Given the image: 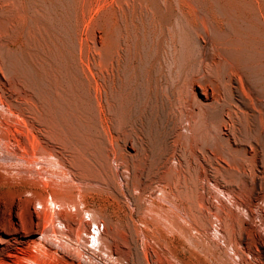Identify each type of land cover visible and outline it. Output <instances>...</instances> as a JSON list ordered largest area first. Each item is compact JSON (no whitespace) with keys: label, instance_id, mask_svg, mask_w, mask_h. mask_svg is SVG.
<instances>
[{"label":"rangeland","instance_id":"obj_1","mask_svg":"<svg viewBox=\"0 0 264 264\" xmlns=\"http://www.w3.org/2000/svg\"><path fill=\"white\" fill-rule=\"evenodd\" d=\"M136 1L0 0V190L56 234L26 261L264 264V0ZM48 104L79 139L42 123Z\"/></svg>","mask_w":264,"mask_h":264},{"label":"bare ground","instance_id":"obj_2","mask_svg":"<svg viewBox=\"0 0 264 264\" xmlns=\"http://www.w3.org/2000/svg\"><path fill=\"white\" fill-rule=\"evenodd\" d=\"M2 1V0H1ZM7 1V0H6ZM127 1V0H126ZM133 1V0H132ZM138 1V0H137ZM136 1V2H137ZM153 2V1H152ZM146 3V2H145ZM128 4V3H127ZM135 4V3H134ZM228 4V3H227ZM243 4V3H242ZM133 5V4H132ZM148 5V4H147ZM158 5V4H157ZM171 5V4H170ZM129 6V5H128ZM136 6V5H135ZM138 6V5H137ZM149 7V6H148ZM152 7V6H151ZM47 8H49V7H47ZM69 9V8H68ZM82 9V8H81ZM152 9V8H151ZM157 9V8H156ZM18 10V9H17ZM158 10H160V9H158ZM162 10V9H161ZM5 11V10H4ZM52 11V10H51ZM148 11V10H147ZM146 11V12H147ZM154 11V10H153ZM18 12V11H17ZM33 12V11H32ZM142 12H143V10H142ZM27 14V13H26ZM159 15V14H158ZM22 16V15H21ZM0 17H1V15H0ZM32 17V16H31ZM46 17V16H45ZM4 18V17H3ZM7 18V17H6ZM12 18V17H11ZM27 18V17H26ZM23 20V19H22ZM25 20V19H24ZM49 20V19H48ZM13 21V20H12ZM33 22V21H32ZM1 24V23H0ZM253 24V23H252ZM4 25V24H3ZM6 25V24H5ZM24 27V26H23ZM14 28V27H13ZM12 28V29H13ZM30 28V27H29ZM208 29V28H207ZM4 30V29H3ZM28 30V29H27ZM39 30V29H38ZM50 31V30H49ZM40 32V31H39ZM52 32V31H51ZM6 33V32H5ZM26 33H27V31H26ZM48 33V32H47ZM205 34V33H204ZM7 35V34H6ZM35 35V34H34ZM201 35V34H200ZM5 37V36H4ZM25 37V36H24ZM199 37V36H198ZM11 38V37H10ZM17 38V37H16ZM49 38V37H48ZM6 39V38H5ZM198 39V38H197ZM215 39V38H214ZM60 40V39H59ZM72 42V41H71ZM205 42H206V40H205ZM233 43V42H232ZM2 45V44H1ZM0 45V46H1ZM125 46V45H124ZM222 46V45H221ZM75 47V46H74ZM5 48V47H4ZM60 48V47H59ZM65 48V47H64ZM220 48V47H219ZM256 48V47H255ZM1 49H3V47L1 48ZM9 50V49H8ZM58 50V49H57ZM77 50V49H76ZM51 51V50H50ZM236 51V50H235ZM53 52V51H52ZM75 52V51H74ZM246 52V51H245ZM1 53V52H0ZM109 53V52H108ZM61 54V53H60ZM241 54V53H240ZM251 54V53H250ZM3 57V64H4V70L7 72V74L8 73H10V74H14L15 76H19V77H22L23 78V80H25L27 83H28V85L30 86V88L29 89H31L33 92L32 93H34V92H36V94L34 95L35 96V98H36V100H37V96H38V99H39V97H40V94L42 95L43 93L41 92L40 94L38 93V95H37V92H39V90H38V88H37V86H36V80L33 78V76H32V74L30 73V71L28 70V69H26L25 67H24V65H22L20 62H18V60H13L12 59V56L10 55V53L9 52H6L5 51V49L4 50H2V54H1ZM13 55V54H12ZM15 55H16V53H15ZM218 55V54H217ZM246 55V54H245ZM82 56V55H81ZM234 56V55H233ZM243 56V55H242ZM1 57V56H0ZM15 57V56H14ZM210 57V56H209ZM219 57V56H218ZM1 58V59H2ZM237 59V58H236ZM72 60V59H71ZM21 61V60H20ZM106 61V60H105ZM204 61V60H203ZM1 62V61H0ZM224 62V61H223ZM26 63V62H25ZM228 63V62H227ZM50 64V63H49ZM69 64V63H68ZM67 64V65H68ZM76 64V63H75ZM221 64V63H220ZM248 64V63H247ZM1 65V64H0ZM27 65V64H26ZM52 65V64H51ZM95 65H97V64H95ZM60 66V65H59ZM69 66H71V65H69ZM89 66V65H88ZM248 66V65H247ZM1 67V66H0ZM55 67V66H54ZM53 67V68H54ZM211 67V66H210ZM231 67H233V66H231ZM230 67V68H231ZM52 68V67H51ZM82 68H83V66H82ZM107 68V67H106ZM232 69V68H231ZM57 70V69H56ZM79 70V69H78ZM81 70V69H80ZM84 70V69H83ZM217 70V69H216ZM239 70V69H238ZM4 71V72H5ZM52 71V70H51ZM64 71V70H63ZM70 71V70H69ZM44 72H46V71H44ZM49 72V71H48ZM83 72V71H82ZM116 72V71H115ZM59 73H57V75H58ZM71 74V73H70ZM80 74V73H79ZM78 74V75H79ZM237 74V73H236ZM235 74V75H236ZM249 74V73H248ZM113 75V74H112ZM233 75V74H232ZM7 76V75H6ZM44 76V75H43ZM64 76V75H63ZM62 76V77H63ZM11 77V76H10ZM51 77V76H50ZM53 77V76H52ZM83 77V76H82ZM99 77V76H98ZM133 77V76H132ZM14 78V77H13ZM46 78V77H45ZM45 78H44V80H45ZM58 78V77H57ZM225 78V77H224ZM81 79V78H80ZM232 79V78H231ZM248 79V78H247ZM22 80V79H21ZM49 80V79H48ZM51 80V79H50ZM41 81H42V79H41ZM58 81V80H57ZM64 81V80H63ZM68 81H70V80H68ZM253 81V80H252ZM251 81V82H252ZM40 82V81H39ZM42 82H44V81H42ZM108 82V81H107ZM217 82V81H216ZM237 82H239V80L237 81ZM19 83V82H18ZM38 83V82H37ZM46 83V82H45ZM50 83V82H49ZM70 83V82H69ZM224 83V82H223ZM47 84V83H46ZM51 84H53V82L51 83ZM89 84V83H88ZM92 84V83H91ZM238 84V83H237ZM260 84V83H259ZM41 86V84H39L38 83V86ZM50 85V84H49ZM94 85V84H93ZM207 85V84H206ZM40 86H39V88H40ZM44 86V85H43ZM42 86V87H43ZM53 86V85H52ZM83 86V85H82ZM86 86V85H85ZM84 86V87H85ZM41 87V88H42ZM49 87V90H50V87L51 86H48ZM48 87H46V88H48ZM89 87V86H88ZM240 87V86H239ZM52 88V87H51ZM74 88V87H73ZM72 88V89H73ZM78 88V87H77ZM212 88H213V86H212ZM215 88V87H214ZM94 89V88H93ZM237 89V88H236ZM240 89V88H239ZM242 89H243V87H242ZM44 90V88L42 89V91ZM48 90V89H47ZM113 90V89H112ZM245 90V89H244ZM52 91H53V89H52ZM65 91V90H64ZM89 91V90H88ZM221 91V90H220ZM31 92V91H30ZM55 92H56V90H55ZM54 92V93H55ZM59 92H61V89H60V91ZM105 92V91H104ZM241 92V91H240ZM31 93V94H32ZM45 93V92H44ZM47 93V92H46ZM46 93L45 94H43V96L44 95H46ZM49 94L51 93L52 94V92L50 91V92H48ZM47 93V94H48ZM62 93V92H61ZM61 93H59V94H61ZM64 93V92H63ZM111 93V92H110ZM230 93V92H229ZM247 93V92H246ZM48 94V96H50ZM90 94V93H89ZM128 94V93H127ZM55 95V94H54ZM62 95H65V93L64 94H62ZM72 95V94H71ZM78 95V94H77ZM207 94H202V96H203V98H204V100H207ZM47 96V97H48ZM195 96V95H194ZM209 96V95H208ZM218 96V95H217ZM224 96V95H223ZM46 97V96H45ZM52 97V96H51ZM50 97V98H51ZM69 97V96H68ZM246 97V96H245ZM251 97V96H250ZM5 98V97H4ZM42 98V97H41ZM55 98V97H54ZM210 98V97H209ZM240 98V97H239ZM242 98H244V97H242ZM247 98V97H246ZM43 99V98H42ZM46 99V98H45ZM44 99V100H45ZM53 99V98H52ZM52 99H49L48 98V100H52ZM58 99H59V97H58ZM67 99V98H66ZM79 99V98H78ZM84 99V98H83ZM196 99V98H195ZM231 99V98H230ZM259 99V98H258ZM35 100V101H36ZM39 100H41V99H39ZM47 100V99H46ZM46 100H45V102H46ZM56 100V99H55ZM75 100V99H74ZM80 100H81V98H80ZM203 100V99H202ZM211 100V99H210ZM216 100V99H215ZM254 100V99H253ZM10 101V100H9ZM42 101V100H41ZM69 101H70V99H69ZM208 101V100H207ZM219 101H220V99H219ZM11 102V101H10ZM40 102V101H39ZM45 102H43L44 103V106H45V104L47 103H45ZM65 102V101H64ZM74 102V101H73ZM72 102V103H73ZM181 102V101H180ZM206 102V101H205ZM218 102V101H217ZM247 102V101H246ZM264 102V101H263ZM38 103V102H37ZM51 103H53L52 101H51ZM56 103L57 102H55V105H56ZM72 103H70V104H72ZM244 103V102H243ZM242 103V104H243ZM8 104V103H7ZM39 104H41V103H39ZM49 104H50V102H49ZM48 104V112H46V110L45 111H43V114H40L39 116H40V119H42L41 121H42V123L43 124H45L46 126L48 125L49 127L48 128H50L51 130H54L57 134L59 133H62V134H64V135H67V136H65L66 138H67V141H68V139H69V141L71 140V138H72V136H73V132H75L76 131V137L75 138H77L78 136H80V135H78L77 136V134H78V131L80 130L79 128H81V127H74L75 128V131L73 130V128L71 129V127H68V126H66L64 123H62L61 122V119H59V117H58V115H60L59 113H60V111L62 110V113L65 111H63V106L61 107V109H60V111H59V113H58V111H57V114L58 115H55V113L56 112H52V108L50 109V105ZM59 104H60V102H59ZM58 104V105H59ZM77 104V103H76ZM84 104V103H83ZM245 104V103H244ZM251 104V103H250ZM13 105V106H12ZM52 106H53V104H51ZM58 105H57V107H58ZM61 105V104H60ZM263 105V104H262ZM8 106V105H7ZM78 106V105H77ZM252 106V105H251ZM10 107H12V108H14V109H18L19 111H17V112H20V110H22L21 108H20V105L19 104H15V103H10ZM46 107V106H45ZM57 107H55V109L57 108ZM84 107V106H83ZM260 107H261V105H260ZM11 108V109H12ZM36 108V107H35ZM44 108V107H43ZM180 108V107H179ZM259 108V107H258ZM30 109V108H29ZM45 109V108H44ZM16 110H15V112H16ZM57 110V109H56ZM55 110V111H56ZM84 110V109H83ZM231 110V109H230ZM252 110H254V109H252ZM260 110V109H259ZM23 111V110H22ZM262 111H264V110H262ZM183 112V111H182ZM246 112V111H245ZM62 113H61V116H62ZM67 113V112H66ZM212 113V112H211ZM223 113V112H222ZM231 113V112H230ZM64 114V113H63ZM83 114V113H82ZM181 114V113H180ZM259 114V113H258ZM19 115H22V117H24V114L22 113V114H19ZM190 115V114H189ZM229 115V114H228ZM18 116V115H17ZM199 116V115H198ZM264 116V115H263ZM186 117V116H185ZM19 118V117H18ZM188 118H190V117H188ZM193 118V117H192ZM232 118V117H231ZM235 118V117H234ZM248 118V117H247ZM24 120H25V118H23ZM67 119V118H66ZM72 119V118H71ZM75 119V118H74ZM79 119V118H78ZM186 119V118H185ZM223 119V118H222ZM229 119V118H228ZM191 120V119H190ZM189 120V121H190ZM231 120V119H230ZM187 121H188V119H187ZM193 121V120H192ZM202 121V120H201ZM234 121V120H233ZM28 122V121H27ZM74 122V121H73ZM81 122V121H80ZM84 122V121H83ZM24 123V122H23ZM29 123V122H28ZM202 123V122H201ZM81 124H82V122H81ZM188 124V123H187ZM190 124V123H189ZM197 124V123H196ZM221 124V123H220ZM229 124V123H228ZM4 125V124H3ZM29 125H31L32 126V122H30L29 123ZM36 125H39V124H36ZM44 125V126H45ZM222 125V124H221ZM232 125H234V124H232ZM22 126V125H21ZM30 126V127H31ZM34 126V125H33ZM32 126V127H33ZM204 126V125H203ZM24 127V126H23ZM31 127V128H32ZM193 127H194V125H193ZM223 127V126H222ZM0 128H2V127H0ZM28 128V127H27ZM47 128V127H46ZM96 128V127H95ZM109 128V127H108ZM192 128V127H191ZM220 128V127H219ZM255 128V127H254ZM33 129V128H32ZM117 129V128H116ZM258 129V128H257ZM3 130V129H2ZM28 130V129H27ZM43 130V129H42ZM187 130H188V128H187ZM195 130V129H194ZM193 130V131H194ZM203 130V129H202ZM218 130V129H217ZM221 130V129H220ZM223 130H224V128H223ZM233 130V129H232ZM10 131V130H9ZM30 131V130H29ZM173 131V130H172ZM235 131V130H234ZM3 132V131H2ZM7 132V131H6ZM175 132V131H174ZM201 132V131H200ZM221 132V131H220ZM27 133V132H26ZM80 133V132H79ZM83 132H81L80 134H82ZM190 133V132H189ZM195 133V132H194ZM240 133V132H239ZM0 134H3V133H0ZM52 134V133H51ZM55 134V133H54ZM127 134V133H126ZM56 135V134H55ZM192 135V134H191ZM236 135V134H235ZM251 135V134H250ZM83 136V135H82ZM5 137H7V136H5ZM42 135L41 134H39V135H36V146L38 145L39 146V148L41 147H43V144H48V143H44L45 141H43V139H42ZM61 136H59V138H60ZM252 137V136H251ZM75 138H74V140H75ZM82 138V137H81ZM131 138V137H130ZM178 138V137H177ZM189 138V137H188ZM193 138H195V136H193ZM256 138V137H255ZM254 138V139H255ZM78 139H79V137H78ZM78 139H76V140H78ZM225 139V138H224ZM5 139L3 138V137H1L0 136V142L2 143L3 141H4ZM61 140V139H60ZM83 139H80V142L82 141ZM227 140H228V138H227ZM263 140V139H262ZM57 141V140H56ZM73 141V140H72ZM72 141H70L69 143H71ZM8 142V141H7ZM7 142H5L4 144H3V146H6V145H8V144H6ZM65 142V141H64ZM79 141L77 142V143H80ZM85 142V141H84ZM19 143V142H18ZM34 143V142H33ZM74 143V142H73ZM264 143V142H263ZM55 144V143H54ZM85 144V143H84ZM96 144V143H95ZM100 144V143H99ZM234 144V143H233ZM63 145H65V144H63ZM178 145V144H177ZM72 146V145H71ZM241 146V145H240ZM249 146V145H248ZM7 148V146L4 148V149H6ZM22 148V147H21ZM36 148H38V147H36ZM229 148V147H228ZM81 149V148H80ZM226 149V148H225ZM230 149V148H229ZM75 150V149H74ZM77 150V149H76ZM227 150V149H226ZM246 150V149H245ZM23 151V150H22ZM41 151V150H40ZM10 152V151H9ZM13 152H17V151H13ZM23 152H25V151H23ZM27 152V151H26ZM36 152H37V150H36ZM100 153V152H99ZM98 153V154H99ZM212 153V152H211ZM92 154V153H91ZM214 154V153H213ZM230 154V153H229ZM30 155V154H29ZM32 155V154H31ZM30 155V156H31ZM33 155H34V153H33ZM80 155V154H79ZM89 155V154H88ZM18 156V155H17ZM37 156V155H36ZM95 156V155H94ZM35 157V156H34ZM49 157H50V155H49ZM80 157V156H79ZM103 157V156H102ZM102 157H101V160H102ZM236 157V156H235ZM44 158V157H43ZM54 158V157H53ZM105 158V157H104ZM109 158V157H108ZM26 159V158H25ZM33 159V158H32ZM100 159V158H99ZM98 159V160H99ZM12 160V159H11ZM56 160V159H55ZM78 160V159H77ZM81 160V159H80ZM103 160H106V158L105 159H103ZM249 160V159H248ZM23 161V160H22ZM26 161H28V160H26ZM233 161H234V159H233ZM52 162V161H51ZM76 162V161H75ZM107 162V161H106ZM223 162V161H222ZM226 162V161H225ZM224 162V163H225ZM229 162H230V160H229ZM28 163V162H27ZM76 163H78V162H76ZM82 163V162H81ZM81 163H80V165H81ZM96 163V162H95ZM234 163V162H233ZM22 164V163H21ZM83 164V163H82ZM92 164V163H91ZM104 164V163H103ZM18 165V164H17ZM96 165V164H95ZM45 166V165H44ZM77 166V165H76ZM79 166V165H78ZM87 166V165H86ZM81 167V166H80ZM83 167H84V165H83ZM102 167H103V165H102ZM109 168V167H108ZM217 168V167H216ZM86 169V168H85ZM99 169V168H98ZM97 169V170H98ZM234 169H236V167H234ZM42 170V169H41ZM55 170V169H54ZM84 171V170H83ZM105 171V169L103 170V172ZM249 171V170H248ZM102 172V173H103ZM93 173V172H92ZM117 173V172H116ZM31 174V173H30ZM56 174V173H55ZM27 175V174H26ZM7 177V176H6ZM107 177V176H106ZM108 179H110V178H108ZM224 180V179H223ZM12 181V180H11ZM32 182V181H31ZM40 182V181H39ZM178 185V184H177ZM195 186V185H194ZM214 187V186H213ZM72 188V187H71ZM15 189V188H14ZM197 189V188H196ZM36 192V191H35ZM30 193V192H29ZM34 193V192H33ZM188 194V193H187ZM37 195V194H36ZM52 195V194H51ZM41 196V195H40ZM45 196V195H44ZM186 196V195H185ZM37 197V196H36ZM50 197V196H49ZM52 197V196H51ZM184 197V196H183ZM38 198V197H37ZM43 199V201H42V199ZM39 197L38 199H41L40 201H42V202H44L45 200H44V198L45 197ZM63 198V197H62ZM47 199V198H46ZM52 199H53V197H52ZM66 199H68V198H66ZM37 200V199H36ZM48 200V199H47ZM58 200V199H57ZM39 201V200H38ZM52 201V200H51ZM55 200H53L52 202H54ZM59 201H60V198H59ZM49 202V201H48ZM57 202V201H56ZM218 202V201H217ZM46 203V202H45ZM66 203V202H65ZM35 201L34 200H32V199H29V198H27V197H25V193L24 192H21V191H16V190H13V189H11V190H0V264H23V262L25 261V262H27L26 260H27V255L29 254V252H30V250H32L31 252H33V250H34V252L36 251V250H38L41 246H40V239L42 238V239H44L45 241L43 242V244L46 242V241H48L47 243H49L50 242V244L52 243V241H53V239H54V237H56V234L55 233H53V231H52V233L50 232V231H48L47 229H45V228H43V229H41V227H40V223L42 224V223H44L43 222V219L44 218H42V219H40L41 218V216H39L38 214H37V212H36V210H35V208H37V207H35ZM38 204V203H37ZM57 204V203H56ZM45 205V204H44ZM64 205V204H63ZM47 206H48V203H47ZM51 206V205H50ZM52 207V206H51ZM173 207V206H172ZM219 208V207H218ZM47 209V208H46ZM53 208H51V210H52ZM48 210V209H47ZM36 213H35V212ZM49 211V210H48ZM53 211V210H52ZM139 211V210H138ZM191 211V210H190ZM45 212V211H44ZM45 214V213H44ZM43 214V215H44ZM50 214H51V212L49 213V216H50ZM60 214V213H59ZM172 214V213H171ZM58 215V214H57ZM23 216H25V217H23ZM46 216H48L47 214H46ZM168 216H169V214H168ZM40 217V218H39ZM54 217V216H53ZM187 217V216H186ZM50 217H48V220L50 221V219H49ZM56 218V217H55ZM128 218V217H127ZM209 218V217H208ZM47 220V221H48ZM208 220V219H207ZM40 221H42V222H40ZM52 221V220H51ZM54 221V220H53ZM66 221V220H65ZM68 221V220H67ZM205 221V220H204ZM46 222V221H45ZM196 222V221H195ZM202 222V221H201ZM55 223V222H54ZM53 223V224H54ZM61 223V222H60ZM228 223V222H227ZM44 224H47V222L46 223H44ZM43 224V225H44ZM62 225V224H61ZM53 226V225H52ZM184 226V225H183ZM46 227V226H45ZM50 227V226H49ZM174 227V226H173ZM51 228V230L52 229H54L53 227H50ZM182 228V227H181ZM130 229V228H129ZM183 229V228H182ZM50 230V229H49ZM62 230H63V228H62ZM58 231V230H57ZM64 231V230H63ZM228 233V232H227ZM53 234H55V236L53 235ZM71 235V234H70ZM58 236H60V235H58ZM62 236V235H61ZM60 236V237H61ZM65 236V235H64ZM60 237H57V238H60ZM70 237V236H69ZM62 238V237H61ZM65 239H66V237H65ZM56 241V240H55ZM68 241V240H67ZM58 242V241H57ZM64 243H65V240L63 241ZM42 243V242H41ZM54 243V242H53ZM51 244V245H53L54 246V244ZM70 243H71V241H70ZM58 244V243H57ZM63 244V243H62ZM68 244V243H67ZM43 246L44 245H42V249H43ZM46 246V245H45ZM44 246V247H45ZM50 247V246H49ZM51 249H53L52 247H50ZM62 249V248H61ZM49 250V249H48ZM39 251V250H38ZM37 251V252H38ZM43 251V250H42ZM42 251H39V253L38 254H40V252H42ZM68 251V250H67ZM66 251V252H67ZM36 252V253H37ZM44 252V251H43ZM42 252V253H43ZM53 252V251H52ZM51 252V253H52ZM46 253H50V252H48V251H46ZM33 255H34V253H33ZM32 255V256H33ZM41 255V254H40ZM49 255V254H48ZM51 255V254H50ZM55 254L53 253V256H54ZM29 256V255H28ZM35 256V255H34ZM27 257V258H26ZM29 260H30V257H29ZM32 261V260H31ZM29 263H30V261H29ZM28 262H27V264H29ZM32 263V262H31Z\"/></svg>","mask_w":264,"mask_h":264}]
</instances>
